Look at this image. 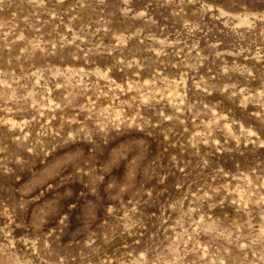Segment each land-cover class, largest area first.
Instances as JSON below:
<instances>
[{
	"label": "clouds",
	"instance_id": "obj_1",
	"mask_svg": "<svg viewBox=\"0 0 264 264\" xmlns=\"http://www.w3.org/2000/svg\"><path fill=\"white\" fill-rule=\"evenodd\" d=\"M0 264H264V0H0Z\"/></svg>",
	"mask_w": 264,
	"mask_h": 264
}]
</instances>
